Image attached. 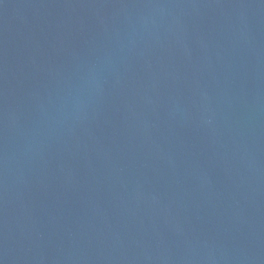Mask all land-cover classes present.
<instances>
[{
	"label": "water",
	"instance_id": "95a60500",
	"mask_svg": "<svg viewBox=\"0 0 264 264\" xmlns=\"http://www.w3.org/2000/svg\"><path fill=\"white\" fill-rule=\"evenodd\" d=\"M0 264H264V0H0Z\"/></svg>",
	"mask_w": 264,
	"mask_h": 264
}]
</instances>
